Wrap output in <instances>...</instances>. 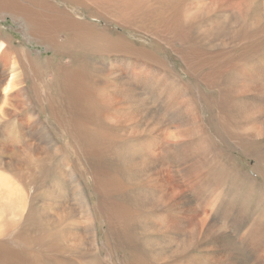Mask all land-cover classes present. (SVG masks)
<instances>
[{
    "label": "bare ground",
    "instance_id": "obj_1",
    "mask_svg": "<svg viewBox=\"0 0 264 264\" xmlns=\"http://www.w3.org/2000/svg\"><path fill=\"white\" fill-rule=\"evenodd\" d=\"M86 12L120 31L89 24ZM6 17L50 57L0 25V264H102L99 250L114 264L159 246V259L134 264H174L171 254L196 244L184 242L192 227L176 204H193L183 189L192 173L207 168L204 186L216 191L248 179L210 147L264 156V0H0ZM260 190L252 206L264 210ZM230 193L227 209L242 216L234 230L264 238V220L245 221L264 211L248 195L239 208ZM254 256L264 264V249Z\"/></svg>",
    "mask_w": 264,
    "mask_h": 264
},
{
    "label": "rangeland",
    "instance_id": "obj_2",
    "mask_svg": "<svg viewBox=\"0 0 264 264\" xmlns=\"http://www.w3.org/2000/svg\"><path fill=\"white\" fill-rule=\"evenodd\" d=\"M256 8H258L257 5H256ZM85 14H86L85 20L89 24H95V25L101 24L102 26H105L110 30L120 31V28L116 25L106 23L105 21H101L98 18L90 19L87 16V15H89V12H86ZM0 25L5 30L6 33L10 34V36L13 38V40H16L14 42H17L18 44L24 46L25 48L29 49L30 51L35 52L36 54H38V53L41 54V56L43 58H49L50 57V52H47L46 46H39V45H36V43H34V42L28 41L29 39L24 34L19 32L20 26L11 17H6L4 19L0 18ZM168 55L170 56V55H172V53L170 52V53H168ZM169 64H170V67L172 68V71H174L177 75H179L180 77H184L185 80L188 79V77L183 74L184 73V67L180 63V61H178L177 59L174 58V59L169 61ZM67 65H69V64H67ZM199 87L205 96L211 97V98L214 97L215 91L210 86L200 84ZM45 109H47V107ZM207 122H208V120H207ZM210 148H211L212 152L216 153V154H214L216 156H218L217 153H220V152H222L224 154V160L221 161V165H222L223 169H226V167H228L229 169L231 168V170H240L243 173L242 175L248 176V179L244 178V181L239 180L234 185V183H232L233 179L228 177V180L226 179L225 184L223 186H216V185L212 184L213 187H217V191H216L215 189H212L209 186H208L209 188L204 186L205 185V183L203 182L204 177L208 175V169L207 168L202 167L201 169H198V172L192 173V176H190L191 179L188 182V185L187 186L185 185L186 187H184L183 189L186 192L191 187V189H189L190 190L189 193L188 192H186V193L192 194V195H189V198L193 201V204L192 205H183V203L181 204L178 202H176V204L178 206H180L179 210L184 212V215L186 214L185 218H187L188 223H190V225H191L190 227H192L191 231L190 230L188 231V233H187L188 235L186 234V236H185L186 241H184V242L188 243L189 241H191V243H192L195 241L196 246L194 245V247L187 249V251L185 252V254H183V256L180 255L181 257L176 255V254L175 255L171 254L172 257L174 258V260L171 262L174 264H178L181 261H182V263L185 262L186 264H188L189 262H191V264H192V262L193 263L201 262V264H216L217 260L218 259L220 260V257L224 256V258H226V260H227L224 262L225 264H230V263L231 264H256V259H255L254 254L256 252H258L259 249H264V238H261V239L251 238V240H247L245 237V233L243 234L242 231L236 232V230H234V228L236 225H238V226L241 225L240 221L242 220V216L237 214V209L234 211H231L232 209L231 208L227 209L228 206H226V205H230L229 198H228V196L230 197V195H231L230 191H232L237 196H239V200L237 202V206L239 208H243L242 200L245 196L248 195L247 199L251 200V202H250V206L252 207L251 210H254L255 214L263 215L264 210H263L262 205L259 206V208L261 207L262 210H260L261 208L259 209V208H254V207H256L255 202H257V204H258L259 198L257 199V201L255 200V198H257L256 194L258 195L257 192L260 189H263L262 191L264 192V177L259 174V172L264 173V167L262 165H260L258 162V161H263L264 156H258V155L250 156L249 154H244L242 152H239L235 148V146H233L231 148H227V146H224L220 151H218V149H215V145H213V147H210ZM263 148H264V142H263ZM209 158L211 159L213 157L211 156ZM223 163L226 165V167H224ZM181 172H182V170H181ZM128 179H130V178L128 177ZM214 181H216V180H214ZM82 182L84 184V188H86V190L88 189L87 193L92 194L91 197L96 201L97 196H95L96 194L94 193V188H95L94 184H93L94 182L90 178L83 179ZM228 182H230V184ZM189 183H191V184H189ZM89 186H90V188H89ZM211 190H213V191H211ZM262 191L260 190V196L264 197V194ZM219 192L222 194V196H221V194L218 195ZM199 193H200V196L198 197ZM254 193H255V195H254ZM214 196H218V198H220L218 201L217 207L211 206V207L206 209L204 206L207 207L210 204L211 197L214 198ZM196 197L201 199V200H199V199L197 200ZM204 197L205 198L207 197V198L204 199ZM224 198L226 199L225 202H224ZM202 200L204 203L202 202ZM253 200H254L255 204L252 203ZM179 202H181V201H179ZM139 203H140L139 205H141L143 203V201L139 202ZM205 203H206V205H205ZM222 206H224V207H222ZM193 208H195L197 214L200 215L199 218H197L196 215L192 214L191 209H193ZM232 213L234 215V218L231 217ZM173 214H174V216H176L175 219L181 217V215L178 213H176V214L173 213ZM204 216L210 217V219L207 223V228L209 226H211L209 229V232L208 231L207 232H201V227H200L199 222L201 221L200 219L203 218ZM238 216H239V218H238ZM79 219H80L79 220L80 223H82L84 225V222H86V215L80 216ZM258 219L264 220V217H261V218L254 217L253 219H251V218L245 219V221L247 222L246 227H248V226L252 227L253 226V228L256 229L257 224H258L257 223ZM213 225L215 226L214 228H213ZM175 226L179 227L180 224H176ZM225 231H228L229 233L224 235ZM177 232H179V231H177ZM191 232H192V234H191ZM241 234H243V235H241ZM238 235H240V236H238ZM250 235L252 236V233L251 234L249 233L247 235V237ZM189 238H190V240H189ZM171 239L173 240V237ZM201 239H203V240L201 241ZM223 239L225 240V244H223L224 243ZM179 241H180V239L178 241H176V243H178ZM247 242H249V243H247ZM210 246H211V248H210ZM224 246H225V248L222 249V247H224ZM208 249H209V251H208ZM147 250H150V251H147ZM163 254H165V251L160 246L157 247L156 249H153V250L149 249V248H144V249L139 251L138 256H130L129 254L126 255V253L121 252L120 254H118L116 256L117 259H116V262L114 264H134L137 259H143V258L147 261L157 260ZM99 258L100 259L102 258V262H101L102 264H109L107 261H104L107 258V254L105 251L99 250ZM191 260H193V261H191ZM220 263H221V261H219V264ZM78 264H80V263H78ZM83 264H89V260L84 259ZM98 264H100V263H98Z\"/></svg>",
    "mask_w": 264,
    "mask_h": 264
}]
</instances>
